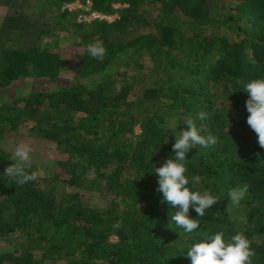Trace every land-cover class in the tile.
Masks as SVG:
<instances>
[{
	"label": "trees",
	"instance_id": "trees-1",
	"mask_svg": "<svg viewBox=\"0 0 264 264\" xmlns=\"http://www.w3.org/2000/svg\"><path fill=\"white\" fill-rule=\"evenodd\" d=\"M74 1L0 0V264H191L189 248L218 231L226 241L244 233L251 264H264V148L244 91L264 78V0L64 9ZM93 11L115 18L80 19ZM97 40L103 61L87 51ZM20 80L23 93L3 94ZM200 111L201 135L218 142L191 149L185 175L220 201L203 217L190 209L199 227L186 233L154 170ZM21 142L37 175L24 185L3 174ZM41 147L55 161L50 177L38 172ZM245 184L234 205L229 189ZM98 193L106 205L90 201Z\"/></svg>",
	"mask_w": 264,
	"mask_h": 264
},
{
	"label": "clouds",
	"instance_id": "clouds-1",
	"mask_svg": "<svg viewBox=\"0 0 264 264\" xmlns=\"http://www.w3.org/2000/svg\"><path fill=\"white\" fill-rule=\"evenodd\" d=\"M87 51L91 57L100 61H103L106 55V48L100 40L89 44ZM244 91L248 94L245 102L249 113L247 124L256 133L260 148H264V78L251 80L246 84ZM206 116L204 111H200L194 118L189 117L184 121L187 127L176 135L172 145L175 155L167 158L154 170L158 177L157 191L163 194V202L178 208L171 220L186 233H191L199 227V221L190 217V209H194L197 217H203L207 209L213 208L220 201L210 191L191 190L188 187L189 178L185 175L189 151L197 145L208 148L218 142L217 136L211 133L205 136L200 133L197 120H204ZM32 152L30 144H17L13 155L16 162L11 163L3 174L14 179L19 185L36 180V173L29 172L33 163ZM200 181V176L192 177L193 186L198 185ZM248 187L245 184L243 187L229 189L228 197L234 205H238L245 198ZM255 255L244 233H237L230 241H226L223 231H218L213 235L205 234L203 240L189 248L186 257L190 258L191 264H251V258Z\"/></svg>",
	"mask_w": 264,
	"mask_h": 264
},
{
	"label": "rangeland",
	"instance_id": "rangeland-1",
	"mask_svg": "<svg viewBox=\"0 0 264 264\" xmlns=\"http://www.w3.org/2000/svg\"><path fill=\"white\" fill-rule=\"evenodd\" d=\"M115 18V16H113L111 19L113 20ZM66 34V33H65ZM69 41H74V38L72 37ZM66 43V42H63ZM70 43V42H69ZM67 43V44H69ZM70 47H68V51H71L73 49V45H69ZM25 83H29V80H20L18 82H16L13 86L7 88L3 94H5L7 97L10 96H15L16 94L23 93L25 90H19L20 87L24 86ZM43 84H40L39 87H43ZM139 132V129H138ZM34 155L39 156L40 159L37 160V164H38V172L41 173L42 176H52L54 173V168H55V161L54 158L50 153H48L47 151H45L44 149L39 148V150H36L34 152ZM91 202L94 203V205H98V206H103L106 205V203L109 201L107 199V197L98 194H94L92 196V199L90 200ZM114 239V238H113Z\"/></svg>",
	"mask_w": 264,
	"mask_h": 264
},
{
	"label": "built area",
	"instance_id": "built-area-1",
	"mask_svg": "<svg viewBox=\"0 0 264 264\" xmlns=\"http://www.w3.org/2000/svg\"><path fill=\"white\" fill-rule=\"evenodd\" d=\"M87 4L90 5L91 2L87 1ZM83 7H84V4L80 0H76L72 3L65 4L64 9L68 8L69 10H75V9H79V8H83ZM79 16H80V19H82L83 21H88V22L95 20V19H107L109 21H112L111 18L113 17V16H108V15L98 13L96 11H93L89 14H81Z\"/></svg>",
	"mask_w": 264,
	"mask_h": 264
}]
</instances>
